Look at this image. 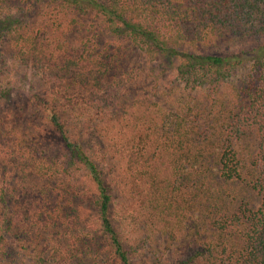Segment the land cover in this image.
Listing matches in <instances>:
<instances>
[{
	"label": "trees",
	"instance_id": "obj_1",
	"mask_svg": "<svg viewBox=\"0 0 264 264\" xmlns=\"http://www.w3.org/2000/svg\"><path fill=\"white\" fill-rule=\"evenodd\" d=\"M26 1L25 9L20 0H0V43L14 46L43 82L32 98L46 120L35 128L51 130L58 144H38L36 130L18 123L22 139L37 141L14 151L0 143L9 157L0 170L30 160L33 189L52 204L57 193L62 208L65 197L70 205L91 202L119 264H133L132 255L159 236L171 248L185 244L178 264H264V0ZM37 5L65 11L75 25L92 15L99 30L74 42L71 25L33 32L25 18ZM247 40L259 44L216 53ZM129 51L139 58L124 66ZM144 76L152 85L137 91ZM120 124L130 137L112 142L109 131ZM80 176L92 183L83 198ZM29 190L15 199L14 214L1 189L9 233L68 218L57 204L32 205ZM118 220L146 237L135 246ZM82 243L94 253L89 240ZM53 259L67 262L60 252Z\"/></svg>",
	"mask_w": 264,
	"mask_h": 264
},
{
	"label": "rangeland",
	"instance_id": "obj_2",
	"mask_svg": "<svg viewBox=\"0 0 264 264\" xmlns=\"http://www.w3.org/2000/svg\"><path fill=\"white\" fill-rule=\"evenodd\" d=\"M19 4L22 8H28V2L26 0H20ZM32 7V6H30ZM29 16L25 18V22L30 26L33 32H44L47 27L53 28L55 32L67 31V27L71 25L73 32L69 35L71 42L74 39L80 40L83 36H90L93 32L99 30V20L92 22V15L85 18H77V24H71L73 19L71 16L64 17V12L52 7L48 8L46 6L37 5L32 7ZM84 26V27H83ZM80 27L81 30L77 28ZM88 27V28H87ZM99 41H103L105 36L100 33ZM259 42L257 40H247L243 44H224L222 48H219L216 53H231L237 52L245 49V52L249 48L257 46ZM121 63L124 66L133 65L139 58V54L136 51H129L121 56ZM134 76V77H133ZM133 78L137 79V75L134 73ZM144 76L138 82L136 88L137 91L142 92V89L147 85H152L148 82ZM141 85V88L139 87ZM154 85V84H153ZM44 90L43 82L40 77L35 76L34 72L27 66L23 65L21 61L15 58V48L9 43H0V129L7 128V133L1 135L0 133V143L2 146H6L7 149L14 151L20 147L21 144L26 147H30L37 140L33 137L22 139V135L18 132L16 127L21 125L23 121L29 125V130H36L38 144L42 142L47 148H53L58 144V139L54 137L51 130L43 129L41 134L39 130L35 128L36 124L45 121L46 118L36 116L37 108L33 102L32 96L37 92H42ZM114 127V126H113ZM109 131L110 140L112 142H124L130 137L131 129L122 128L121 124L115 126ZM11 132V133H10ZM29 132V131H27ZM36 135V134H35ZM90 139V138H88ZM110 142V141H109ZM98 141L94 140L96 145ZM0 154L3 158H0V168L3 159H7V155L0 149ZM17 155V154H16ZM102 155V154H101ZM100 155V156H101ZM28 156L31 157L30 154ZM28 161H23V165L20 168H8L6 171L0 170V193L1 189L4 188L8 196L6 202L10 205V208L14 214H17L19 208L14 204L15 199H19L20 196L24 194L25 189H31L30 199L31 203L37 204L38 200L40 206H45L51 204L52 207L57 204V211H61V216H68L64 219H56V223L47 224L43 222H38V227L29 226L25 232H21L19 235L14 233H9L6 229V210L4 209V204L2 203V198L0 196V238L5 233L6 243H2L4 248L3 255L0 251V264H38L39 259L48 258L50 260L49 264H119L118 258L114 254V248L110 245L107 246L106 239L104 238L103 228L100 226L99 221L95 220V209L91 202H79L80 200H75V205H70L69 201L64 200L63 208L61 206L60 200L61 196L57 199L55 198L54 204L50 199L46 198V195H41L36 188H34L33 183H37L36 177L33 178V171L35 173V168ZM48 166L46 158L44 159L43 167ZM121 166H123L121 164ZM118 164L119 173L123 169ZM113 173V172H112ZM26 174V177L24 176ZM114 174V173H113ZM28 176V177H27ZM80 180L76 183L80 187L81 197L86 195L88 188L92 186V183L85 176H80ZM44 180V179H43ZM111 181V180H110ZM112 181H114L112 179ZM45 181H43L44 183ZM46 183V182H45ZM57 183H61L60 180ZM47 185V184H46ZM48 186V185H47ZM60 191V190H58ZM52 192V191H51ZM61 192H59L60 194ZM85 193V194H84ZM116 193L119 194L118 189ZM54 197V196H53ZM44 198L42 201L41 199ZM120 200V199H119ZM121 201V200H120ZM59 202V207H58ZM118 206V207H117ZM115 205L116 213H122L120 206ZM51 207V209H52ZM120 208V209H119ZM117 225L120 229H124L128 232V238L136 246L141 243V240L146 237V235H138L131 229H128L126 221L122 223V220H118ZM166 237V236H165ZM165 237H154L148 239L150 245H147L138 250L136 256L132 255L133 264H178L177 261L184 259L187 254V248L185 249V244L183 242L177 243L173 248H171L165 239ZM83 238L89 240L91 244L90 247L94 249L92 251L85 252V245L82 243ZM0 247V250L3 249ZM56 252L62 253L63 257L67 262H55L53 257ZM69 254L73 257L69 258ZM59 259V258H58ZM103 261V262H102Z\"/></svg>",
	"mask_w": 264,
	"mask_h": 264
}]
</instances>
